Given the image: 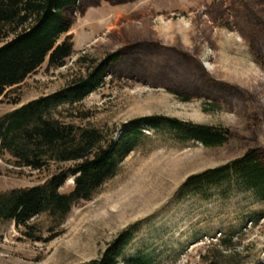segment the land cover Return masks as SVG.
Instances as JSON below:
<instances>
[{
    "label": "rangeland",
    "instance_id": "374dc122",
    "mask_svg": "<svg viewBox=\"0 0 264 264\" xmlns=\"http://www.w3.org/2000/svg\"><path fill=\"white\" fill-rule=\"evenodd\" d=\"M74 17L67 34L73 54L65 66L48 69L45 62L7 91L0 120L61 91L92 61L100 63L142 39L163 51L153 66L175 53L185 55L209 81L238 93L236 100L212 106L196 96L184 102L162 84L112 73L81 103L52 112V119L106 135L115 131L118 138L134 120L162 116L227 128L230 137L224 146L206 149L144 128V140L118 173L62 220L42 214L28 223L30 232L0 220V264H88L123 232L130 234L124 259L206 264L222 251L236 263L264 264V201L251 191L228 184L179 199L190 176L228 165L252 149L264 152V53L255 42L261 31L256 23L264 26V0H96ZM81 57L86 64L77 63ZM72 166L48 163L33 170L0 147V197L41 186ZM72 190L69 178L60 193Z\"/></svg>",
    "mask_w": 264,
    "mask_h": 264
},
{
    "label": "trees",
    "instance_id": "16d2710c",
    "mask_svg": "<svg viewBox=\"0 0 264 264\" xmlns=\"http://www.w3.org/2000/svg\"><path fill=\"white\" fill-rule=\"evenodd\" d=\"M95 1L0 0V100L45 62L48 69L65 66L73 54V39L67 34L74 16ZM106 1L115 4L126 0ZM256 27L261 30L256 46L264 53V26L257 22ZM162 52L153 42L136 39L133 47L108 55L100 63L92 61L84 75L73 77L61 91L27 104L0 120V147L8 150L20 164L37 171L48 163L73 165L58 170L41 186L0 197V220L12 221L29 232L32 228L28 223L42 214L62 220L75 203L90 200L118 173L124 159L144 140V128L154 134L170 135L178 142L199 143L206 149L222 147L228 142L227 128L162 116L134 120L118 138L115 131L106 135L101 130L77 129L52 119V112L81 103L112 73L162 84L184 102L196 96L212 101V106H217L218 101L236 100L238 93L209 81L200 67L185 55L175 53L159 66H153V57ZM77 63L86 64V59L81 57ZM69 178L73 181V190L61 194L60 189ZM228 184L251 191L255 198L264 201V152L252 149L228 165L190 176L179 190V199L203 196L210 189ZM129 239L130 234L123 232L98 260L88 264H150L142 257L123 258ZM235 260L231 253L218 251L206 264H241Z\"/></svg>",
    "mask_w": 264,
    "mask_h": 264
}]
</instances>
